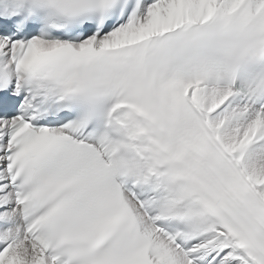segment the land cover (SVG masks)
<instances>
[{"label":"snow or ice","instance_id":"snow-or-ice-1","mask_svg":"<svg viewBox=\"0 0 264 264\" xmlns=\"http://www.w3.org/2000/svg\"><path fill=\"white\" fill-rule=\"evenodd\" d=\"M0 264H264V0H0Z\"/></svg>","mask_w":264,"mask_h":264}]
</instances>
